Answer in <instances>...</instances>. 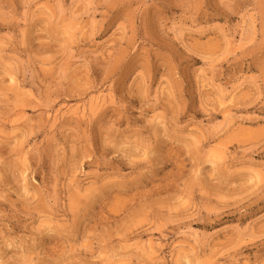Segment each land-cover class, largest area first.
Returning <instances> with one entry per match:
<instances>
[{
    "label": "rangeland",
    "instance_id": "rangeland-1",
    "mask_svg": "<svg viewBox=\"0 0 264 264\" xmlns=\"http://www.w3.org/2000/svg\"><path fill=\"white\" fill-rule=\"evenodd\" d=\"M0 264H264V0H0Z\"/></svg>",
    "mask_w": 264,
    "mask_h": 264
}]
</instances>
